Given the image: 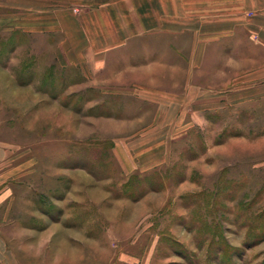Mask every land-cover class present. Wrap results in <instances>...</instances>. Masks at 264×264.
Returning a JSON list of instances; mask_svg holds the SVG:
<instances>
[{"label":"rangeland","instance_id":"rangeland-1","mask_svg":"<svg viewBox=\"0 0 264 264\" xmlns=\"http://www.w3.org/2000/svg\"><path fill=\"white\" fill-rule=\"evenodd\" d=\"M53 41L0 17V142L17 172L0 249L18 264H264V100L185 126L167 164L127 173L110 121L136 106L60 67Z\"/></svg>","mask_w":264,"mask_h":264},{"label":"crops","instance_id":"crops-1","mask_svg":"<svg viewBox=\"0 0 264 264\" xmlns=\"http://www.w3.org/2000/svg\"><path fill=\"white\" fill-rule=\"evenodd\" d=\"M2 7L8 26L54 39L60 67L93 71L102 90L136 106L126 123L110 121L127 173L167 164L185 126L264 100V0H6ZM7 157L0 142L2 196L17 173ZM0 264L18 263L0 249Z\"/></svg>","mask_w":264,"mask_h":264}]
</instances>
